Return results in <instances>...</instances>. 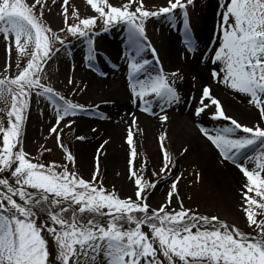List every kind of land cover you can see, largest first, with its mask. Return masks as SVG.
I'll use <instances>...</instances> for the list:
<instances>
[{"label":"snow or ice","instance_id":"6c2138e0","mask_svg":"<svg viewBox=\"0 0 264 264\" xmlns=\"http://www.w3.org/2000/svg\"><path fill=\"white\" fill-rule=\"evenodd\" d=\"M86 2L98 15L80 18L73 10L71 17L78 22L69 23V0H63L64 26L56 32L44 23L48 0H0V39L6 43V53L10 56L15 46L17 53L30 57L17 75L0 78V103L8 118L7 126L0 122V264H264V218H257L264 217V0H223L219 4L220 19L207 58L214 66L211 80L247 97L258 110V122L249 126L227 115L207 86L193 113L200 117L214 105L209 119L228 122L213 129L197 127L217 150L220 162L233 164L242 174V208L248 226H254L251 236L218 216L184 208L176 182L166 202L153 207L148 190L156 184L131 170V160L135 190L126 199L98 182L99 150L91 179L75 171V157L60 143L58 128L61 121L70 127L75 120L66 118L89 109L42 83L49 61L62 52L71 55L69 37L86 41L85 60L93 68L97 22H102L104 31L125 25L128 46L134 53L127 57L131 99L150 115H155L157 105L165 112L166 106L181 102L176 83L184 77L176 71L165 73L157 49L147 39V22L163 18L176 26L182 19L186 51H198L188 13L194 0H166V6L157 11L146 10L144 0H127L122 6H113L109 0ZM146 52L152 60L145 58ZM8 67L6 63L5 73ZM68 83H73L71 78ZM33 95L44 98L53 109L55 124L48 131L56 133L57 146L64 149L66 163L62 165L32 162L23 148L22 133ZM159 119L165 123L168 116ZM159 139L163 151L166 136ZM127 143L135 157L131 129ZM172 163L164 151L159 172L165 173ZM174 196L179 210H169ZM45 214L47 221L39 223ZM145 226L148 232L143 230ZM45 231L54 240V254L42 235Z\"/></svg>","mask_w":264,"mask_h":264},{"label":"rangeland","instance_id":"374dc122","mask_svg":"<svg viewBox=\"0 0 264 264\" xmlns=\"http://www.w3.org/2000/svg\"><path fill=\"white\" fill-rule=\"evenodd\" d=\"M182 2H186V0H182ZM109 3L113 4V6H122L127 3V0H109ZM220 3H223V0H194V6L188 7L189 24L198 48L195 54L188 53L183 43L182 19L177 22L176 26H172L163 18H152L147 22V39L157 49L160 63L165 73L176 71L184 77L183 80H178L176 83L181 102L166 106L165 112H161L160 107L157 105L153 108L155 115L144 112V115L151 119L149 123H146L147 121L141 117L131 118V115H126L129 108L126 107L119 97L109 101L110 96L108 95L118 86H113L116 82L119 81L120 86L128 87L129 69L127 57L134 53L131 52L128 46L125 25H117L108 31H104L102 22H97L95 30L99 35L95 37L97 55L93 68H89L88 62L85 60L87 54L86 41L69 37L67 43L69 44L71 55L62 52L49 61V64L45 66L46 79L42 80V83L52 86L61 96L72 103L82 104L89 109L86 113L66 118V120H75V123L70 127H65V121H61L58 128L60 143L75 157V171L78 174L85 179H91L96 160H90L84 147L85 140L89 136L97 137L96 152L98 154L99 150L101 172L98 182L102 181L106 190L115 191L121 199L134 196L135 184L130 176L129 162L131 160V170L135 171L143 180L156 184L155 189L148 190V202L153 207L166 202L171 185L176 182L180 201H182L184 208L192 209L205 215L218 216L227 223L238 226L240 231L251 236L255 235L254 226L249 227L247 224L246 215L242 208L243 200L241 194L232 200L231 203H225L223 189L213 182L214 179L209 174H206L207 166L202 154L197 155L192 150L191 139L193 135L191 130L185 125V122L189 120L183 111L189 100L194 98L193 100L196 102L201 97L203 87L211 88L214 84H217L214 80H211L210 72L207 73L208 70L204 66L205 64H210L207 58L210 54L212 41L220 19L218 8ZM144 5L146 10L157 11L159 7L166 6V0H144ZM135 6L136 4H133L132 10H134ZM63 7V0H56L54 4L52 0H48L44 9V23L46 26L51 27L53 31L59 32L64 26ZM67 7L69 23L78 22L71 17L73 10L79 13L80 18L98 15L87 4L86 0H69ZM203 25H206L207 30L205 35L201 37L200 29ZM5 47V41L0 39V78H3L4 75L14 77L26 66L28 59H30L27 55V61L24 64V59L22 58L24 55L17 53L15 46H13L10 56L6 53ZM145 58L153 59L150 52L145 53ZM6 63L9 65L7 73L4 72ZM17 64H19V68ZM154 67H159V65H154ZM202 67L205 68L204 74H206L205 78L207 80L204 85L199 83L200 77H197V73ZM213 67L210 64V71ZM69 78L72 79L73 83H68ZM219 85L230 92L237 93L223 84ZM239 95L243 97V95ZM245 98L248 100L247 97ZM205 102L209 103L208 101ZM107 104L116 111L115 115H120L117 116V120L107 122L99 119ZM4 108V104L0 103V122L7 126L8 118ZM134 108L137 109V106H134ZM214 109L215 106L210 105V108L206 110V114H202L203 118L210 120L209 115ZM224 110L227 115L249 126L258 122V110L253 105L250 114L244 117H240L228 109ZM163 114L168 116V121L165 123H161L159 119L160 115ZM121 119L125 120L121 129V137L125 139L124 153L120 165L112 167L107 161L106 153L114 148V143L110 139L106 125L117 124L118 120L120 121ZM133 119L136 120L135 125L132 124ZM210 121H213L217 126L216 128L225 126L228 123L226 121ZM54 124V112L48 101L42 97L36 98L33 95L22 137L23 148L29 153L32 162H39L45 165L53 163L62 165L66 163L64 149L57 146L56 133L50 134L48 131ZM130 129L133 133L135 157L131 156V148L127 143ZM161 135L166 136L163 141V151L159 139ZM79 136H83L85 139L78 140L77 137ZM104 141H107V144ZM211 148L214 152H217L212 145ZM184 149L188 151L185 152ZM164 151L167 152L171 160L173 159V163L169 165L165 173H160L159 169L163 167ZM214 164L217 170L221 172H227L223 171L224 167L231 169L234 173L233 177L240 182L241 173L233 164L224 163L223 167L222 163L217 161V156ZM69 167L71 168V165ZM249 167H252V165H249ZM154 171L157 172L155 176L153 175ZM172 208L179 210V204L175 196L173 197V203L169 206V210ZM257 218L264 217L258 216ZM144 231L148 232L149 230L145 227ZM42 235L48 241L50 252L54 254L55 243L53 238L46 231ZM50 259L54 260V255L50 256Z\"/></svg>","mask_w":264,"mask_h":264},{"label":"bare ground","instance_id":"6f19581e","mask_svg":"<svg viewBox=\"0 0 264 264\" xmlns=\"http://www.w3.org/2000/svg\"><path fill=\"white\" fill-rule=\"evenodd\" d=\"M206 30H207L206 25H203L202 28L200 29L201 37L202 35H205ZM204 67L208 70L207 73H209L210 64H205ZM204 67H202V69H200L199 71L202 76L200 75L199 72H198L199 74L197 73V77H200L198 81L202 85L207 83V80L205 78L206 74H204V70H205ZM113 86L114 87L117 86V88H114V90L110 92L111 94L108 95L110 96L109 101L115 97H119L125 103L126 107L129 108V111L126 115L128 116L131 115V118L141 117L142 119H145L147 121V122L145 121L146 123L151 122L150 121L151 119H149L148 116L144 115V112H142L138 107L137 109L134 108V106L137 105L134 104L131 99V91L129 86L128 87L120 86L119 81L116 82V84H114ZM211 90L213 96L220 101L224 109L233 111L240 117H244L250 114L252 105L248 103V100L245 98V96L242 97L237 93L230 92L229 90L223 88L219 84H214L213 87H211ZM200 98L197 99L196 102L193 99H192L193 101L189 100L185 107V109L187 110L185 109L183 110L189 120L188 122H185L186 123L185 125L188 129L191 130V133L193 135V138L191 139L192 150L197 155L202 154L203 160L205 161V164L207 166L206 174L207 175L209 174V176H211V178L214 179L213 182L219 188L223 189L225 201H226L225 203H231L232 200H234L239 194H241V184L243 177L241 174L240 176L241 183L238 182L237 178L233 177L234 174L233 171L231 169L225 168L223 164L222 166L224 167V169L223 168L222 169L223 171H227V172H221L217 170V167L214 163L216 162V156H217V161L220 162V160H218V154L216 151L214 152L212 150L210 142H208L200 134L197 125L199 124L200 126L207 129H213L216 128L217 126L213 123V121L203 118L202 115L200 117H195L193 115L194 109L198 106ZM115 112L116 111L113 110L111 106L107 104L105 106V111L102 114H100L99 119L105 120L107 122L115 121L118 119L117 116H120V115H115ZM124 123L125 120L121 119L120 121L118 120L117 124L114 125L112 124L109 126L106 125L108 134H110V139H112L114 143V148L106 153L107 161L112 167H116L120 165L121 158L124 153L125 139L121 137L122 135L121 129ZM97 140H98L97 137H91V136H89V138L85 140L84 150L86 152V155L87 156L89 155L90 160L95 159L97 156V152H96Z\"/></svg>","mask_w":264,"mask_h":264},{"label":"trees","instance_id":"16d2710c","mask_svg":"<svg viewBox=\"0 0 264 264\" xmlns=\"http://www.w3.org/2000/svg\"><path fill=\"white\" fill-rule=\"evenodd\" d=\"M22 58L24 59L23 63L25 64L26 61H27V55H24ZM17 70H18V69H17ZM23 135H24V128H23L22 137H23ZM172 161H173V159H172ZM45 221H47V216H46V214H45V215H42L41 220L39 221V223H44ZM48 223H49V226H51L50 221H48ZM145 227H146V226H145ZM145 227H144V228H145ZM143 230H144V229H143ZM194 231H195V229H194Z\"/></svg>","mask_w":264,"mask_h":264}]
</instances>
